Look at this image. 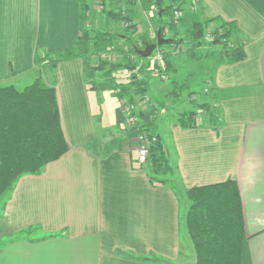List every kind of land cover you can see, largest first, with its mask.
Segmentation results:
<instances>
[{
  "label": "crops",
  "instance_id": "0c3cea01",
  "mask_svg": "<svg viewBox=\"0 0 264 264\" xmlns=\"http://www.w3.org/2000/svg\"><path fill=\"white\" fill-rule=\"evenodd\" d=\"M194 1L204 18L237 25L245 59L231 65L216 59L208 82L215 128L207 119L182 129L176 117L161 116L163 103L155 104L160 115L143 112V124L156 121L175 191L152 186L147 166L137 164L135 136L110 84L99 81L90 91L81 60L44 69L68 151L16 183L0 213V264H180L186 213L180 194L227 180L237 183L242 204V264H264V0ZM79 3L0 0V87L32 83L40 71L36 49L52 55L73 47ZM185 62L180 57L177 70ZM19 236L26 239L11 240Z\"/></svg>",
  "mask_w": 264,
  "mask_h": 264
},
{
  "label": "trees",
  "instance_id": "16d2710c",
  "mask_svg": "<svg viewBox=\"0 0 264 264\" xmlns=\"http://www.w3.org/2000/svg\"><path fill=\"white\" fill-rule=\"evenodd\" d=\"M100 1L104 5L105 0ZM107 3L111 8H103L102 13L108 21L126 24L123 28L125 34L119 36L108 31L92 30L88 24L87 0H80V30L73 47L52 55H42L38 48L34 53V66L54 70L62 62L81 60L84 82L90 91L96 90L100 76L111 85L117 100L125 99L131 103L134 98L147 95V65H143L147 59L137 56L133 48L154 44L156 35L150 38L147 33H143L140 43L131 35L130 30L134 32L137 24L138 6L144 12L155 9L157 31H160L162 38H165V32L174 33L167 39L168 44L157 47L162 53L163 71L170 76H178L175 62L180 55L175 51L183 42L188 45L183 51L188 61L200 59L196 52L205 44L210 47L222 46L217 53V64L231 65L245 59L242 45L235 42L239 33L237 25L224 22L219 17L204 18L202 10L196 8L194 0H108ZM185 5H189L190 9L185 11ZM175 13L181 17L175 18ZM211 23H217L218 28L214 32L213 40L207 43L204 41V33L206 26ZM180 24L189 26L187 36L190 40L187 42L175 37V31ZM118 40L122 43L119 47L115 45ZM214 41L218 42L215 46ZM123 46L128 48L127 51ZM109 53L122 54L121 62L112 64L100 56ZM215 55V50H212L205 56L209 58ZM131 57L137 59V63ZM93 58H97L96 65L91 61ZM119 72L129 73L127 85L117 81L116 74ZM170 85L174 89L170 93L173 100L184 92L189 101L196 95L189 91V84L185 81L179 84L176 79H171ZM175 88L180 93H176ZM199 109L210 112V124L215 128L218 118L209 104L204 103ZM139 117L142 118L143 114H139ZM175 117L182 129L199 126L198 113L195 111L177 113ZM143 128L148 135L156 138V142L148 147L147 168L150 184L166 185L175 191V186L170 181L174 176V166L167 158L156 132L155 119L143 124ZM67 151L68 146L60 127L54 84L47 85L38 75L31 84L22 89L15 85L0 87L1 212L20 178L39 175L48 164L58 161ZM185 196L189 206L184 217V227L191 244L194 264H242L244 222L237 183L227 180L193 187L185 192ZM52 237L54 236H50ZM25 239L19 236L11 240Z\"/></svg>",
  "mask_w": 264,
  "mask_h": 264
},
{
  "label": "rangeland",
  "instance_id": "374dc122",
  "mask_svg": "<svg viewBox=\"0 0 264 264\" xmlns=\"http://www.w3.org/2000/svg\"><path fill=\"white\" fill-rule=\"evenodd\" d=\"M88 1V0H87ZM108 0L104 1V5L101 4L100 0H91V8L89 7V23L90 24V28L94 31H108L110 33H112L113 35H119L122 36L123 34H125L124 32V27L127 26L126 24L123 25V23H119V22H114V21H108L105 18V14H103V8L109 9L111 8L110 5L107 3ZM93 2H97L95 3V7L97 6L98 8L93 9L94 5ZM88 4V2H87ZM89 6V4H88ZM93 6V7H92ZM188 9H190L189 5H185L184 10L187 11ZM137 14H138V19L136 21V27L134 32L132 30H130L131 35L133 36V38L140 43V37L141 35H143V33H147L149 35L150 38H154L156 35V31L158 29L157 27V19H156V11L155 9H152L150 11H142L139 6L137 8ZM178 17L180 18V14H178V16H175V18L178 19ZM140 21V22H139ZM203 22V21H202ZM152 25L153 26V35H150L149 31L146 32V30H149L148 26ZM188 25L185 24H180L177 29H176V33H175V37L180 39V40H184V41H189V37L187 36V31H188ZM218 28L217 23H211L209 25L206 26V30L204 33V41L211 42V40H213V36H214V32L216 31V29ZM152 34V33H151ZM165 38L164 39H169L173 36L174 33H168L165 32ZM116 46H121L122 43L118 40L115 44ZM217 45V44H216ZM139 46V45H138ZM137 48H140L138 47ZM187 44H185V42H183V44H181V46H179L176 50H178L179 53V59L180 57L183 59H186L187 62H185V64L180 65L179 69H178V76H170L168 74H166L163 71V65H155L150 62L149 60L145 61L143 63V65H147V71H146V78L148 80V85H149V92L147 94V96L149 97V108L153 109L154 111H157V114H159L158 112H160L159 107L161 105H157L155 106V104H161L163 103V105L165 106V112L161 114L162 117H169V118H173L176 116L177 113H181L184 111H188V110H192L198 113L197 117V121L199 125H202L201 122H204L205 120L207 121V119L210 120V112L207 111H203L199 109L200 105H203L204 103H208L210 108L212 109L211 111H214V106L213 101H211V90L210 87L208 85L209 82V78L212 77L213 75V67L216 63V59L218 57V51H221L222 46H216V47H210L209 45L205 44L203 47H201L196 54L200 56V59L198 60H192V61H188L187 57H185V55L183 54V51L187 48ZM215 46V45H213ZM124 47V46H123ZM125 51H127V47H124ZM208 49H212L215 50L216 55L214 57H209L207 58L206 52L208 51ZM102 57V59L104 61H108L113 63H120L122 60V54H116V53H109L104 54V55H100ZM100 58V57H99ZM132 61L134 63H137V59L132 58ZM96 60L97 58H93L91 59L92 63L94 65H96ZM39 68V67H38ZM41 69L43 71H41ZM46 68H40V71L37 72L36 77L38 75H40L42 77L43 72H46L45 70ZM162 74H164L165 79H163L161 76ZM117 77V81L124 83L125 85L128 84L129 82V73L127 72H119L116 74ZM179 78V79H178ZM171 79H176V81L180 84L182 82L185 81V83L189 84V91L196 93V95H194L191 100H187L186 99V93H182L181 95H179L178 98H176L175 100L172 99L170 93L171 91L174 89L171 88L170 85V80ZM99 81L105 82L104 80H102L99 76ZM107 83V82H105ZM31 84V81H28V79H25V81H23L22 83H17L15 84V86L18 89H22L23 87L27 86ZM109 84V83H108ZM111 86V85H110ZM160 88H165L166 90H159ZM205 88L209 89L208 93H204ZM172 89V90H171ZM175 92L176 93H180L176 88H175ZM124 102H127V100L123 99ZM138 98H134V102H137ZM128 103V102H127ZM174 108V109H172ZM171 109V110H170ZM153 113V111H152ZM140 114H143V112H141ZM160 115V114H159ZM164 129V128H161ZM165 136V134H164ZM165 141L168 143H170L171 145V141L170 138L165 136ZM180 204H181V209L182 211L186 212L189 206V202L184 195L180 194ZM0 212H1V206H0ZM183 214V213H182ZM181 229H182V233H184L185 238H182L183 241V249H182V254L181 257L183 258V261L185 260V262H182L180 264H193L194 263V258H193V254L192 251L190 250L191 244L188 240V235L187 232L185 230L184 227V219H182V224H181ZM184 239V240H183ZM189 248H188V245ZM152 257H150L151 259Z\"/></svg>",
  "mask_w": 264,
  "mask_h": 264
},
{
  "label": "built area",
  "instance_id": "2783aa9c",
  "mask_svg": "<svg viewBox=\"0 0 264 264\" xmlns=\"http://www.w3.org/2000/svg\"><path fill=\"white\" fill-rule=\"evenodd\" d=\"M175 16H178V13H175ZM140 46V45H139ZM143 49V48H140ZM175 53H178V50L175 51ZM150 62H152L154 65H161L162 64V53L159 50H155L151 57L148 58ZM163 79H165L164 74L161 76ZM209 89L205 88L204 93H208ZM137 102H131L127 103L124 102L123 99L119 100V107L121 111L125 115V120L128 129L133 132L136 147V162L138 165L142 167L147 166V159H148V147L151 143L156 142V138L153 136L148 135V133L143 128V123L141 121V118L139 117V114L141 112H144L146 110H149V97L147 95H144L142 97H137Z\"/></svg>",
  "mask_w": 264,
  "mask_h": 264
},
{
  "label": "water",
  "instance_id": "95a60500",
  "mask_svg": "<svg viewBox=\"0 0 264 264\" xmlns=\"http://www.w3.org/2000/svg\"><path fill=\"white\" fill-rule=\"evenodd\" d=\"M160 14L161 12H159V16ZM168 43H169V40L162 38L160 35V31H157L156 32V42L154 44L146 45L143 49L134 47L133 51L140 58L148 59L151 57L152 53L157 49V47L163 44H168ZM217 43H218L217 41H214L213 45H216Z\"/></svg>",
  "mask_w": 264,
  "mask_h": 264
}]
</instances>
